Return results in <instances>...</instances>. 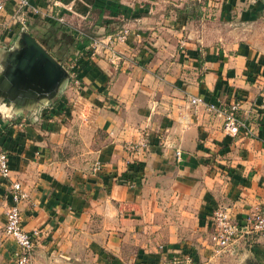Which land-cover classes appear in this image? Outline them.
I'll list each match as a JSON object with an SVG mask.
<instances>
[{"label":"crops","instance_id":"crops-1","mask_svg":"<svg viewBox=\"0 0 264 264\" xmlns=\"http://www.w3.org/2000/svg\"><path fill=\"white\" fill-rule=\"evenodd\" d=\"M30 2L64 17H29L26 32L65 68L80 56L81 88L68 82L54 103L29 108L0 93L11 169L0 174V264H14L16 244L3 235L14 181L29 194L25 229L43 231L34 264L212 261L214 212L243 223L264 204V0ZM13 5L0 13V71L23 31ZM123 29L128 39L113 45L120 61L104 44L88 55L95 39ZM195 96L206 104L194 108ZM234 100L245 128L231 138L207 106ZM134 162L143 170L129 182ZM245 247L264 264L263 239L231 249Z\"/></svg>","mask_w":264,"mask_h":264},{"label":"built area","instance_id":"built-area-1","mask_svg":"<svg viewBox=\"0 0 264 264\" xmlns=\"http://www.w3.org/2000/svg\"><path fill=\"white\" fill-rule=\"evenodd\" d=\"M12 1L13 13L10 15V19L15 21L21 26L23 31H27L28 18L45 16L51 20H54L58 24H65V19L59 13H55L54 9L50 8L48 12H44L40 7L33 5L30 0H0V13L6 12L7 2ZM129 37V29H123L114 36L109 37L108 41L96 40L92 47L88 49V55L95 57L97 55L99 47L104 44L105 49L110 52L111 59L121 60L113 45L115 42H125ZM65 68V67H64ZM81 68L80 56L72 58L66 64V70L70 76L69 82L76 89L81 88V81L79 71ZM262 102L264 105V87L262 91ZM190 104L198 109L200 106L205 105V101L198 96L191 97ZM241 102L234 100L231 103L223 105H208L207 110L223 119V132L231 138H236L240 134L241 130L245 128V124L239 117V111ZM148 147L147 142L139 144H127L125 150L129 153L139 152L140 149ZM180 155V153H178ZM131 164V163H129ZM100 169L96 167L95 171ZM0 174L4 178H9L11 169L8 161V154L0 149ZM12 206L9 208L6 214L5 222V235L12 238L16 244V249L13 252L12 260L14 264H34V250L37 242L42 238L43 231L34 230L29 233L24 227V221L22 217L21 205L28 201L29 194L23 188L22 184L18 181H14L11 186ZM213 233L211 236V250L214 257H219L222 254L230 251L231 248L245 237H256L264 240V204L260 206L255 212L250 214L243 223H239L233 218L231 213L224 207L218 208L212 216ZM180 258H176L177 262ZM185 262L190 264L191 259L187 257Z\"/></svg>","mask_w":264,"mask_h":264},{"label":"water","instance_id":"water-1","mask_svg":"<svg viewBox=\"0 0 264 264\" xmlns=\"http://www.w3.org/2000/svg\"><path fill=\"white\" fill-rule=\"evenodd\" d=\"M7 57L0 71V93L11 103H26L24 108L54 103L70 80L63 65L26 31Z\"/></svg>","mask_w":264,"mask_h":264},{"label":"rangeland","instance_id":"rangeland-1","mask_svg":"<svg viewBox=\"0 0 264 264\" xmlns=\"http://www.w3.org/2000/svg\"><path fill=\"white\" fill-rule=\"evenodd\" d=\"M3 235L6 239H11L5 235V228H3ZM190 242V241H188ZM15 243V242H14ZM251 248L245 247L244 249H240L237 251H227L219 257H213L212 261L206 262V264H259L256 262L254 256L249 253ZM171 262H167L170 264ZM171 264H188L183 259H179L177 262L173 261Z\"/></svg>","mask_w":264,"mask_h":264},{"label":"trees","instance_id":"trees-1","mask_svg":"<svg viewBox=\"0 0 264 264\" xmlns=\"http://www.w3.org/2000/svg\"><path fill=\"white\" fill-rule=\"evenodd\" d=\"M141 170L143 169H142V165L139 162H134L129 164V169L126 175L127 180L129 182H135Z\"/></svg>","mask_w":264,"mask_h":264}]
</instances>
